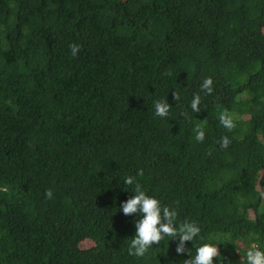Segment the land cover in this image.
I'll return each mask as SVG.
<instances>
[{
    "label": "trees",
    "instance_id": "obj_1",
    "mask_svg": "<svg viewBox=\"0 0 264 264\" xmlns=\"http://www.w3.org/2000/svg\"><path fill=\"white\" fill-rule=\"evenodd\" d=\"M129 175L200 227L193 257L264 250V0H0V264H183L178 238L128 254Z\"/></svg>",
    "mask_w": 264,
    "mask_h": 264
},
{
    "label": "clouds",
    "instance_id": "obj_2",
    "mask_svg": "<svg viewBox=\"0 0 264 264\" xmlns=\"http://www.w3.org/2000/svg\"><path fill=\"white\" fill-rule=\"evenodd\" d=\"M71 55L76 57L81 49L79 44H70ZM213 79L207 77L201 84V91L206 95L213 93ZM180 99L179 94L174 93V100ZM201 96L194 95L191 101V109L193 112H200ZM155 116L167 117L171 106L166 99L154 101ZM187 116V113H184ZM220 124L227 130L231 131L235 128L233 116L227 111H223L219 116ZM207 119L196 126V140L203 141L205 138L204 125ZM230 144V139L225 136L221 140V148H227ZM137 176H143V170L137 172ZM125 184L135 185L134 195L121 204L123 214L131 216L136 214L140 218L135 221V236L131 239L128 248V254L135 257H143L153 245H159L166 237L170 240L178 238L179 242L176 247L177 254L188 252V259L183 261V264H213L214 258L220 257L218 244L212 242H204L196 248L195 256L191 255L190 250L186 249V242H193L200 235L201 229L195 222L184 220L177 223L178 213L174 208L163 205L162 202L154 197L149 196L143 190L141 184L137 182L134 176H127ZM45 197L49 200L53 198V192L48 189ZM242 264V262H241ZM246 264H264V250L253 245L246 253Z\"/></svg>",
    "mask_w": 264,
    "mask_h": 264
}]
</instances>
